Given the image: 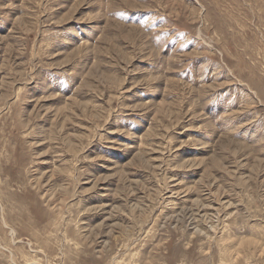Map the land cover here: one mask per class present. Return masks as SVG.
<instances>
[{
  "label": "rangeland",
  "instance_id": "1",
  "mask_svg": "<svg viewBox=\"0 0 264 264\" xmlns=\"http://www.w3.org/2000/svg\"><path fill=\"white\" fill-rule=\"evenodd\" d=\"M0 264H264V0H0Z\"/></svg>",
  "mask_w": 264,
  "mask_h": 264
}]
</instances>
